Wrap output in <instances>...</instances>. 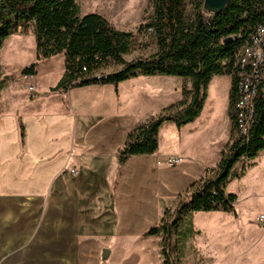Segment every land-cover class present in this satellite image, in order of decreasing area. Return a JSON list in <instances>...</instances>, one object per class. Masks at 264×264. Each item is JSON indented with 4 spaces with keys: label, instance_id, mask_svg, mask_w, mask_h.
<instances>
[{
    "label": "crops",
    "instance_id": "crops-1",
    "mask_svg": "<svg viewBox=\"0 0 264 264\" xmlns=\"http://www.w3.org/2000/svg\"><path fill=\"white\" fill-rule=\"evenodd\" d=\"M22 70L9 75L0 67V264H160L161 237L144 233L168 209L165 199L177 206L181 194L219 163L233 133L229 94L223 148L206 160L194 146L210 145L202 110L214 93L230 92L231 76L211 78L194 121L161 125L153 155L119 166L116 155L127 134L138 123L174 112L167 110L183 100L189 80L137 76L116 88L53 91L64 74L63 55L39 61L33 76ZM262 156L235 178L237 163L229 181L246 180ZM168 157L187 161L183 169L198 166L189 178L165 187L162 173L174 167ZM190 224L191 233L179 229L183 233L172 237L171 256L179 264H264V227L237 212H196Z\"/></svg>",
    "mask_w": 264,
    "mask_h": 264
},
{
    "label": "trees",
    "instance_id": "trees-1",
    "mask_svg": "<svg viewBox=\"0 0 264 264\" xmlns=\"http://www.w3.org/2000/svg\"><path fill=\"white\" fill-rule=\"evenodd\" d=\"M201 6L202 0H152V15L139 30L151 32L156 51L127 62L123 57L135 48V36L115 29L99 14L80 16L75 0H0V50L13 23L30 26L35 38V59L21 74L33 76L39 61L63 55L64 74L53 91L107 84L116 88L137 76L164 75L189 80L190 89L182 86L183 100L167 110L174 112L138 123L127 134L116 155L118 165L123 166L132 157L151 156L157 151L158 131L164 122L181 127L199 116L211 78L231 76L236 50L264 19V0H231L213 19L201 13ZM227 38L231 41L224 43ZM111 66L122 68L97 75ZM236 99L232 79L229 117L233 133L217 166L206 170L200 180L190 185L185 200L178 202L172 216L165 209L159 223L144 233L161 237L160 264H179L171 256L172 237L183 233L179 229L186 231L183 235L192 232L193 213L236 214L237 197L226 193L225 185L237 163L253 161L264 153V96H257L252 125L243 137L236 131ZM22 136L20 127L21 139ZM244 171L243 167L234 177H240Z\"/></svg>",
    "mask_w": 264,
    "mask_h": 264
},
{
    "label": "rangeland",
    "instance_id": "rangeland-1",
    "mask_svg": "<svg viewBox=\"0 0 264 264\" xmlns=\"http://www.w3.org/2000/svg\"><path fill=\"white\" fill-rule=\"evenodd\" d=\"M75 3L79 8L80 16L99 14L107 19L115 29L132 33L135 36V48L130 54L123 57L125 61L131 62L139 58H146L156 51L151 32L139 30L140 26L152 15V0H75ZM11 28L10 36L4 41L3 48L0 50V67L3 71L8 72L6 74L18 75L22 68L35 59V38L30 26L24 24L16 26L13 23ZM121 68L122 66L107 67L98 71L97 75L117 72ZM228 90L222 88L218 93H214L212 98L205 101L202 110V119L207 127L206 139H210L211 142L209 146L205 147L196 144L194 151L206 160L211 157L214 160L219 149L223 148L226 143ZM250 162L252 161L242 160L239 162L235 173H240L243 167L246 170L250 166ZM184 163L187 161L179 163L173 168H167L162 173L165 187L167 183L179 184L180 180L193 175V170L197 168L198 164L196 166V163H192L187 170L181 167ZM256 163L254 170L247 172L246 180H242L241 183L228 180L225 191L236 194L235 209L237 214L241 218H248L255 227L262 228L264 219L261 220L260 216L264 217V156L259 157ZM251 182L257 184L252 187L250 186ZM244 192L253 193V198H249L248 194L243 195ZM171 200L172 198L165 199L170 216L176 208L175 202ZM180 200H185L184 194H181Z\"/></svg>",
    "mask_w": 264,
    "mask_h": 264
},
{
    "label": "built area",
    "instance_id": "built-area-1",
    "mask_svg": "<svg viewBox=\"0 0 264 264\" xmlns=\"http://www.w3.org/2000/svg\"><path fill=\"white\" fill-rule=\"evenodd\" d=\"M231 77L237 92L234 106L236 131L243 137L252 125L257 96H264V19L257 23L252 33L236 50ZM29 90H32V87H29ZM181 161L180 157L166 159L169 166H176ZM70 173L76 174L77 170L71 168ZM260 219L264 217L260 216Z\"/></svg>",
    "mask_w": 264,
    "mask_h": 264
},
{
    "label": "water",
    "instance_id": "water-1",
    "mask_svg": "<svg viewBox=\"0 0 264 264\" xmlns=\"http://www.w3.org/2000/svg\"><path fill=\"white\" fill-rule=\"evenodd\" d=\"M231 0H202L201 13L209 19H213L226 7ZM231 41V38L224 40V43Z\"/></svg>",
    "mask_w": 264,
    "mask_h": 264
}]
</instances>
